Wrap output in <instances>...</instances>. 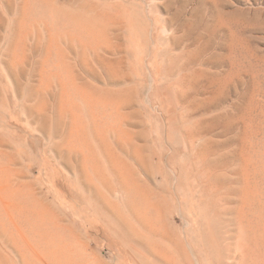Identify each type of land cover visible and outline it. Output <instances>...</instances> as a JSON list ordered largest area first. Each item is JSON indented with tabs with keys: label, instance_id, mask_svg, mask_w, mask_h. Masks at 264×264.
I'll use <instances>...</instances> for the list:
<instances>
[{
	"label": "rangeland",
	"instance_id": "obj_1",
	"mask_svg": "<svg viewBox=\"0 0 264 264\" xmlns=\"http://www.w3.org/2000/svg\"><path fill=\"white\" fill-rule=\"evenodd\" d=\"M0 264H264V0H0Z\"/></svg>",
	"mask_w": 264,
	"mask_h": 264
}]
</instances>
